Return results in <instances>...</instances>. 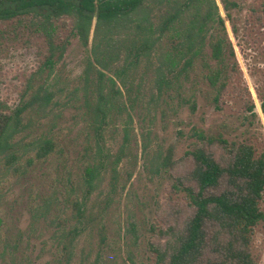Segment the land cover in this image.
<instances>
[{
	"label": "rangeland",
	"instance_id": "rangeland-1",
	"mask_svg": "<svg viewBox=\"0 0 264 264\" xmlns=\"http://www.w3.org/2000/svg\"><path fill=\"white\" fill-rule=\"evenodd\" d=\"M236 1L238 35L228 22L227 30L239 67L219 108L206 69L160 87L167 35L132 54L141 16L111 32L97 33L94 21L87 39L73 36L66 17L52 70L41 68L49 45L29 20L0 23V113L21 111L0 150V264H157L152 244L165 243L163 233L191 213L176 178L193 166L194 131L264 151V0ZM166 5L151 1L156 33ZM207 53L196 67L213 64ZM48 141L59 152L38 158ZM251 249L264 264V221Z\"/></svg>",
	"mask_w": 264,
	"mask_h": 264
},
{
	"label": "trees",
	"instance_id": "trees-1",
	"mask_svg": "<svg viewBox=\"0 0 264 264\" xmlns=\"http://www.w3.org/2000/svg\"><path fill=\"white\" fill-rule=\"evenodd\" d=\"M152 0H0V23L29 20L34 30L49 45L41 68L52 70L57 54L63 51L55 43L60 23L66 17L74 19V37L87 39L93 22L96 31L126 28L132 17H139L138 34L132 38L131 51L136 58L147 54L155 41L165 35L171 47L158 66L159 85L172 86L175 78L190 70H205V80L215 92L212 102L219 108L239 67L234 45L229 37L227 22L232 33L238 35L233 11L239 9L236 0H220L223 17L216 0H161L167 4L166 16L158 31L150 19ZM148 23V24H146ZM208 50L213 64L204 69L195 66V60ZM103 61V59H101ZM105 60V59H104ZM102 64L101 61H97ZM102 73L97 74L101 77ZM193 112L197 104L190 99ZM254 106H251L253 112ZM264 110V103L262 104ZM0 113V150L15 116ZM197 142L187 153L192 168L176 182L184 191L190 215L181 226L169 227L164 233L165 243H154L151 251L157 264H256L251 245L255 228L264 221L261 202L264 194V151L252 141L229 142L223 137L195 133ZM215 149L222 151L220 160ZM59 152L53 142H45L37 151L38 158ZM16 156L5 161L13 165Z\"/></svg>",
	"mask_w": 264,
	"mask_h": 264
}]
</instances>
